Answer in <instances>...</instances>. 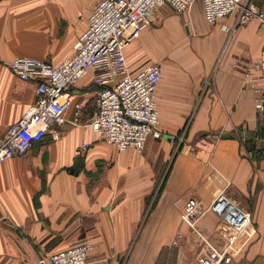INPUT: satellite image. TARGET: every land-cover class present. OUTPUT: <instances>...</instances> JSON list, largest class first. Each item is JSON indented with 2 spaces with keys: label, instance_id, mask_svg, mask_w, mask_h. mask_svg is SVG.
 Returning a JSON list of instances; mask_svg holds the SVG:
<instances>
[{
  "label": "crops",
  "instance_id": "crops-1",
  "mask_svg": "<svg viewBox=\"0 0 264 264\" xmlns=\"http://www.w3.org/2000/svg\"><path fill=\"white\" fill-rule=\"evenodd\" d=\"M97 1L0 0V137L36 96L35 83L12 75L9 62L70 59ZM194 24L160 8L125 50L131 74L163 63L156 105L172 141L149 139L139 156L89 133L83 125L97 88L88 75L74 89L80 125L70 124V109L58 141L48 134L0 163V264H35L86 241L87 264H201L200 255L204 264H264V112L244 79L245 66L263 60L264 32L255 20L230 38ZM219 195L251 214L236 239L208 210ZM187 204L195 205L191 223L181 215Z\"/></svg>",
  "mask_w": 264,
  "mask_h": 264
},
{
  "label": "built area",
  "instance_id": "built-area-1",
  "mask_svg": "<svg viewBox=\"0 0 264 264\" xmlns=\"http://www.w3.org/2000/svg\"><path fill=\"white\" fill-rule=\"evenodd\" d=\"M197 2L204 22L218 25L228 35L253 20L264 32V0H98L87 16L86 29L77 38L70 59L59 65L26 57L9 62L12 75L23 82L35 83L36 96L23 116L0 137V163L25 156L48 134L52 141H58L57 128L66 123L70 109V124L79 126L83 104L76 100L74 89L88 75H92V83L97 88L94 114L83 125L89 133L120 153L132 149L139 156L149 139L170 137L172 141L173 137L161 130L156 105L162 62L149 63L131 74L127 71L125 50L151 26L156 10L166 7L175 15H182ZM83 14L80 11L78 17ZM231 17L233 24L229 25L227 21ZM262 56L259 63L246 65L244 72V79L255 94L254 107L260 112H264V51ZM88 147L83 144L81 149ZM173 205L181 203L177 200ZM194 210V204L182 206L185 222H192ZM208 210L223 220L233 239L251 224V214L224 195H219ZM92 248L91 242L86 241L38 258L35 264H87ZM198 262L204 264L202 255Z\"/></svg>",
  "mask_w": 264,
  "mask_h": 264
},
{
  "label": "rangeland",
  "instance_id": "rangeland-1",
  "mask_svg": "<svg viewBox=\"0 0 264 264\" xmlns=\"http://www.w3.org/2000/svg\"><path fill=\"white\" fill-rule=\"evenodd\" d=\"M193 10H195V15L193 16L192 15V11ZM189 13V14H188ZM170 14H172L171 12H170ZM183 16H185V18H186V21H188V24H191L192 23V26H194L195 24V21H196V24H197V26L202 30H207V24L206 23H204V22H201L200 20H202V16H201V10H200V4H199V2H197L192 8H191V10L190 11H188V12H186V13H184L183 14ZM234 16V15H233ZM232 18L233 17H231L230 18V21H232ZM190 20V21H189ZM203 21V20H202ZM227 21V19L226 20H224L223 22H221V23H225ZM258 24V23H257ZM161 26V24L160 23H156L155 25H153V28H155V29H157V28H159ZM210 26H212V25H210ZM214 26H218V25H214ZM219 27V26H218ZM258 27V26H257ZM192 30V29H191ZM258 30L259 31H261L259 28H258ZM196 32V31H195ZM262 32V31H261ZM224 33V32H223ZM259 34H260V32H258ZM192 35H194V32H192ZM227 35V34H226ZM203 35H200V33H195V36H192V37H196V38H201ZM230 36L231 35H227V37H229L230 38ZM207 37H209V36H207ZM173 55L174 56H177V54L176 53H173ZM163 64V63H162ZM165 66V65H164ZM169 67H171V65H169ZM176 67V66H175ZM162 139H160V141H161ZM105 142V141H104ZM107 143V142H106ZM108 144V143H107ZM110 145V144H109ZM172 156L173 155H170V157H169V163H170V161H171V159H172Z\"/></svg>",
  "mask_w": 264,
  "mask_h": 264
},
{
  "label": "water",
  "instance_id": "water-1",
  "mask_svg": "<svg viewBox=\"0 0 264 264\" xmlns=\"http://www.w3.org/2000/svg\"><path fill=\"white\" fill-rule=\"evenodd\" d=\"M165 139H167L168 141H170V140H171V138H170V137H165Z\"/></svg>",
  "mask_w": 264,
  "mask_h": 264
}]
</instances>
